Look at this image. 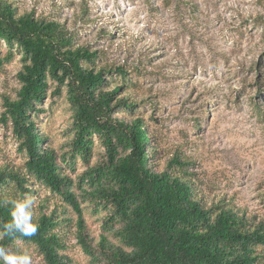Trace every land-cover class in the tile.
I'll return each mask as SVG.
<instances>
[{"label":"trees","instance_id":"1","mask_svg":"<svg viewBox=\"0 0 264 264\" xmlns=\"http://www.w3.org/2000/svg\"><path fill=\"white\" fill-rule=\"evenodd\" d=\"M0 40L8 46L0 66L14 51L20 55L19 87L14 96H3L0 118L11 124L25 157L22 166L0 163V232L12 219V205L3 202L31 195L34 183L61 198L51 203L38 198L35 235L6 236L0 247L24 255L18 247L27 244L45 264H70L73 235L98 264L264 261V217L223 197L208 201L193 181L191 157L174 152L161 163V148L127 86L105 77V68L95 66L98 52L73 45L64 23L0 0ZM116 71L125 76L123 68ZM49 80L56 82V94L66 86L73 111L72 157L85 163L78 179L62 168L49 133L39 127L37 113L50 94ZM95 137L103 151L91 163ZM83 200L107 209L96 237L84 218Z\"/></svg>","mask_w":264,"mask_h":264},{"label":"rangeland","instance_id":"2","mask_svg":"<svg viewBox=\"0 0 264 264\" xmlns=\"http://www.w3.org/2000/svg\"><path fill=\"white\" fill-rule=\"evenodd\" d=\"M13 2L19 10L60 20L73 45L98 52L95 66L127 86L161 148V163L174 152L191 157L193 181L208 201L223 197L264 217V0ZM7 48L0 40L1 56ZM20 66L16 51L0 66V114L3 96H14L19 87ZM55 88L49 80L50 94L37 113L39 127L49 133L62 168L78 179L85 163L72 157V107L66 86L60 94ZM102 151L95 137L90 162ZM24 159L11 124L0 118V163L22 166ZM33 187L29 196L36 203L44 197L61 201L44 185ZM81 206L96 237L107 209L89 200ZM69 239L70 264H98L73 235ZM18 249L32 264H45L33 246L21 243Z\"/></svg>","mask_w":264,"mask_h":264},{"label":"clouds","instance_id":"3","mask_svg":"<svg viewBox=\"0 0 264 264\" xmlns=\"http://www.w3.org/2000/svg\"><path fill=\"white\" fill-rule=\"evenodd\" d=\"M4 205L11 204V221L2 225L4 231L0 232V239L19 233L22 236H33L37 232L38 224L33 223V208L36 205L35 198L25 196L23 199L5 200ZM0 260L3 264H32L31 257L27 254L19 255L8 253L0 247Z\"/></svg>","mask_w":264,"mask_h":264}]
</instances>
